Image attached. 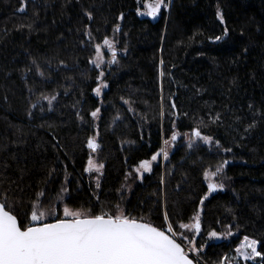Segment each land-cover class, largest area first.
I'll use <instances>...</instances> for the list:
<instances>
[{
  "label": "trees",
  "instance_id": "trees-1",
  "mask_svg": "<svg viewBox=\"0 0 264 264\" xmlns=\"http://www.w3.org/2000/svg\"><path fill=\"white\" fill-rule=\"evenodd\" d=\"M150 1L0 0V200L6 191L19 219L40 191L43 207L51 212L56 201L61 216L65 205L99 213L119 204L162 230L171 223L178 239L184 233L201 249L202 264L235 256L245 236L264 255V0H170L156 21L139 15ZM105 38L118 62L104 70L108 88L97 97L91 61ZM52 95L49 105L43 97ZM197 126L219 147L189 151L180 141L139 178L135 169L164 140ZM93 137L96 152L87 148ZM95 153L104 165L99 188L86 171ZM225 160L215 178L224 188L204 201L201 232L179 228L193 223L207 195L204 173ZM62 186L68 193L57 201ZM212 230L233 235L212 242Z\"/></svg>",
  "mask_w": 264,
  "mask_h": 264
},
{
  "label": "snow or ice",
  "instance_id": "snow-or-ice-1",
  "mask_svg": "<svg viewBox=\"0 0 264 264\" xmlns=\"http://www.w3.org/2000/svg\"><path fill=\"white\" fill-rule=\"evenodd\" d=\"M170 0H151L145 7L146 12H140V15H147L155 19L162 8L169 7ZM24 7L18 9L23 12ZM89 20L92 19L91 13H86ZM218 18L221 23L224 22L223 14L218 12ZM123 20V15L119 17ZM115 31H120L119 25ZM85 34L92 38L90 29L85 30ZM228 35L227 28L224 29L222 36H216V41H221ZM103 44L111 52V64H116L117 52L114 42L108 38L103 40ZM96 58L91 61L96 68H101L103 63V52L101 45H95ZM163 63V61H161ZM43 75V73H41ZM103 70L99 72L98 80L100 81L94 91L97 97L102 95V89L108 85L104 83ZM164 73L161 72V76ZM51 105L56 96H45ZM125 103H130L125 101ZM171 108L175 109V102L171 103ZM251 108V106H250ZM100 109L91 112L93 119L97 118ZM164 113L161 111V116ZM172 115L179 118L178 112ZM184 115H187L185 113ZM82 119V117H81ZM220 120L216 115L214 122ZM203 123V121H201ZM175 127V125H173ZM249 125L246 131L251 129ZM180 133L173 132L171 140H164V147L151 156V160H143L135 169L140 178H143L145 172H152V163L163 154L164 160L168 159V147L177 140ZM196 140H202L205 144L215 143L219 147V141L213 140L211 136L202 134L200 127L194 128L190 134L188 147L192 148ZM100 145L95 137L87 140V148L96 152ZM225 151H231L230 148ZM87 172H96L103 175V164H98L92 158L88 159ZM228 161L225 160L216 166V170H209L204 173L205 180H208L207 195L200 200L201 208L192 217L193 223H180L179 228L191 230L196 235L201 232V212L203 211L204 201L212 193L223 190L224 184L217 183L215 178L224 172ZM51 171H55L52 169ZM67 183V180H65ZM97 188H99V179L97 178ZM68 193L66 187H61L57 194V201H62L64 195ZM45 196L44 191L37 194L36 200L30 202L32 207L29 212L24 214L23 219H19L15 211V205L9 206V197L7 192L3 193V200H0V264H199L201 249L195 246L193 240L181 233L178 242L177 232L174 231L171 223L167 224L166 230L154 226L152 223L143 219H136L126 215L120 210L119 204L115 206L116 211H104L93 213L91 209H74L68 206L63 207L62 216L55 209L56 201L50 202L49 212L43 207L42 198ZM168 220L167 213L164 216ZM231 226H229V229ZM233 233L229 230L225 233L209 231V239H227ZM184 240H188V247L182 246ZM259 241L244 237L243 243L235 249L238 254L231 257L232 260L239 264L242 257L244 261L253 260L260 257L264 261V255L258 251ZM194 253L195 257L190 258ZM230 257L225 255L222 261L217 264H229Z\"/></svg>",
  "mask_w": 264,
  "mask_h": 264
},
{
  "label": "rangeland",
  "instance_id": "rangeland-1",
  "mask_svg": "<svg viewBox=\"0 0 264 264\" xmlns=\"http://www.w3.org/2000/svg\"><path fill=\"white\" fill-rule=\"evenodd\" d=\"M151 2V1H150ZM147 3H149V2H146V3H140V9H139V13L140 12H146L147 11V8L145 7V5L147 4ZM164 8H162L161 9V11H160V14L155 18V19H153L152 17H150V16H147V15H140L141 17H145V18H149V19H151V20H153V21H156V20H158L159 19V17H160V15H161V12H162V10H163ZM115 46V45H114ZM101 49H102V52H103V63H102V65H101V68H97L98 70H105L106 69V67H108V65H110L111 63H110V61H111V59H112V57H111V52H110V50L107 48V46H105L104 44H101ZM96 58V54H95V57L93 58V59H95ZM93 65V64H92ZM94 67H95V65H93ZM96 68V67H95ZM105 83V82H104ZM108 88V87H107ZM107 88H103L102 89V93L104 92V90H106ZM189 138H190V133H188V134H185V135H179L178 136V138H177V140L176 141H174L173 143H172V145H170L169 147H168V159L167 160H164V158H163V154H161V156H159L158 158H157V161H155V162H153L152 163V168H153V166H154V164H157L159 161H161L162 163H163V165L169 160V158H170V156H171V154L176 150V148H177V145L179 144V142L181 141V142H183V144H185L186 145V147H187V149L189 150V151H192L193 149H194V147L195 146H197V145H203V146H207L208 148H210L211 150H213V149H216V148H218L217 147V145L215 144V143H213V144H211V145H209V144H205L202 140H196V142H195V144L193 145V147L192 148H189L188 147V143H189ZM169 140H171V138L169 139ZM162 147H164V141H163V144H162ZM98 158H99V154L98 153H95V155L92 157V159L94 160V161H96V163H98V164H100L99 162H98ZM103 171H104V168H103ZM89 173V172H88ZM135 173H136V171H135ZM91 176H94V180L96 181V183H97V178L99 179V181H100V179H101V177H102V175H100L99 173H96V172H92V173H89ZM137 174V173H136ZM146 174H148L147 172H145L144 173V175H143V177L146 175ZM138 175V174H137ZM139 176V175H138ZM140 178V177H139ZM140 179H143V178H140ZM207 181V183L209 182L208 180H206ZM128 187V186H127ZM191 231V230H190ZM193 232V231H192ZM194 233V232H193ZM179 240V239H178ZM231 240V237L229 236L227 239H221V240H216V239H210V241H212V242H222V241H230ZM244 240V239H243ZM243 240L240 242V244L238 245V247L243 243ZM184 247L185 248H187L188 247V244H186V245H184ZM258 247H259V245H258ZM258 250V249H257ZM236 255H238L236 252H235V256ZM191 257H195V254L194 253H191V255H190ZM233 257V256H232ZM259 258L260 257H257L256 258V260L255 261H253V260H249V261H244L243 260V258L241 257L240 259H239V264H248V263H255V262H257L258 260H259ZM230 263H234V264H236V261H234V260H232L231 258H230V261H229ZM202 264L203 263V261H202V259H201V257H199V264Z\"/></svg>",
  "mask_w": 264,
  "mask_h": 264
},
{
  "label": "water",
  "instance_id": "water-1",
  "mask_svg": "<svg viewBox=\"0 0 264 264\" xmlns=\"http://www.w3.org/2000/svg\"><path fill=\"white\" fill-rule=\"evenodd\" d=\"M178 242H180L179 240H178ZM182 246H184L183 244H182ZM191 258V257H190ZM194 264H195V260H194Z\"/></svg>",
  "mask_w": 264,
  "mask_h": 264
},
{
  "label": "bare ground",
  "instance_id": "bare-ground-1",
  "mask_svg": "<svg viewBox=\"0 0 264 264\" xmlns=\"http://www.w3.org/2000/svg\"><path fill=\"white\" fill-rule=\"evenodd\" d=\"M191 255V254H190Z\"/></svg>",
  "mask_w": 264,
  "mask_h": 264
}]
</instances>
